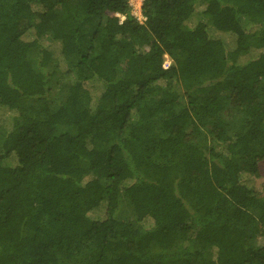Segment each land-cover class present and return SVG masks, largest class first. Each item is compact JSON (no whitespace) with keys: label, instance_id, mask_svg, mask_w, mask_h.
<instances>
[{"label":"trees","instance_id":"16d2710c","mask_svg":"<svg viewBox=\"0 0 264 264\" xmlns=\"http://www.w3.org/2000/svg\"><path fill=\"white\" fill-rule=\"evenodd\" d=\"M140 14L0 0V264H264V0Z\"/></svg>","mask_w":264,"mask_h":264},{"label":"rangeland","instance_id":"374dc122","mask_svg":"<svg viewBox=\"0 0 264 264\" xmlns=\"http://www.w3.org/2000/svg\"><path fill=\"white\" fill-rule=\"evenodd\" d=\"M141 2L142 0H129V4L131 7V13L134 17L137 18V20L139 22H142V16L140 14V6H141ZM203 17H200V19H202ZM243 23V21H242ZM223 40L225 41V44L227 45L228 48H232L233 47V41L231 38L229 37H224ZM52 43V42H51ZM170 63V60L167 56H165V63ZM75 81V77L73 74H56V76L52 79L51 82V87L53 92L56 94L57 91L59 89L62 88V86H66L68 84H70L71 82ZM90 89L93 90V85H90ZM2 132L1 128H0V133ZM259 173H260V181L264 180V158L259 162ZM99 213H95L93 215L96 216ZM116 218L118 220H122V221H132L133 220V212L130 206H122L117 214H116ZM134 221V220H133ZM264 241L263 238L258 237L256 240V244H262Z\"/></svg>","mask_w":264,"mask_h":264},{"label":"built area","instance_id":"2783aa9c","mask_svg":"<svg viewBox=\"0 0 264 264\" xmlns=\"http://www.w3.org/2000/svg\"><path fill=\"white\" fill-rule=\"evenodd\" d=\"M168 66H169V64L166 62V63H164L163 68H167Z\"/></svg>","mask_w":264,"mask_h":264},{"label":"clouds","instance_id":"9594fccd","mask_svg":"<svg viewBox=\"0 0 264 264\" xmlns=\"http://www.w3.org/2000/svg\"><path fill=\"white\" fill-rule=\"evenodd\" d=\"M165 63V62H164ZM164 65V64H163ZM166 69V68H165Z\"/></svg>","mask_w":264,"mask_h":264}]
</instances>
